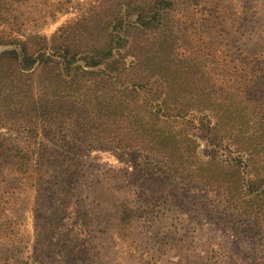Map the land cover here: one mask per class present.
Masks as SVG:
<instances>
[{
    "label": "rangeland",
    "instance_id": "374dc122",
    "mask_svg": "<svg viewBox=\"0 0 264 264\" xmlns=\"http://www.w3.org/2000/svg\"><path fill=\"white\" fill-rule=\"evenodd\" d=\"M105 1L8 0L0 34L50 38L82 17L104 18L111 12L103 8ZM178 1L166 31L170 57L152 62L155 78L166 66L164 80L209 88L220 83L226 68L244 71L255 63L264 69V0ZM157 34L150 36L152 42ZM89 40L84 31L80 44ZM176 55L189 61H182L181 72L169 61ZM18 117L13 130L0 126V143L39 145L41 135L30 133L38 125ZM23 122L28 127L19 128ZM232 136L223 142L214 132L195 135L202 144L194 159L185 158L187 169L163 154L133 158L94 149L83 156V179L65 180L77 187L66 209L59 208L53 188L33 186L17 157L2 151L1 144L0 264H264V146L256 149L248 167L243 158L241 183L249 190L235 195L230 153L235 147L226 146ZM196 173L222 181L207 183ZM125 209L130 211L127 223L120 220Z\"/></svg>",
    "mask_w": 264,
    "mask_h": 264
},
{
    "label": "trees",
    "instance_id": "16d2710c",
    "mask_svg": "<svg viewBox=\"0 0 264 264\" xmlns=\"http://www.w3.org/2000/svg\"><path fill=\"white\" fill-rule=\"evenodd\" d=\"M7 4L8 0H0V18ZM178 4V0H117L111 5L106 0L103 8L111 12L104 18L82 17L61 26L50 38L0 34V126L13 130L20 114L27 123L38 125L30 133L41 135L39 145L9 141L7 146L0 143L1 150L17 157L18 167L29 173L33 186L53 188L60 209L69 207L66 199L77 190L65 180L83 179V156L90 151L107 149L133 158L163 154L187 169L185 158L194 159L202 144L195 135L204 138L210 132L223 142L233 135L226 146L235 147L230 150L235 195L248 193L241 183L245 178L241 166L246 156L248 167L256 149L264 146V121H259L264 118V69L255 63L244 71L239 66L231 72L226 68L220 83L209 88L164 80L166 66L155 78L158 72L152 62L170 57L166 31ZM84 31L90 40L81 45ZM154 32L158 34L152 42ZM186 59L176 55L169 61L181 72ZM6 84L10 88L5 92ZM23 123L19 128L28 127ZM196 176L207 183L212 178L222 181L205 173ZM129 212L123 211L121 222H128Z\"/></svg>",
    "mask_w": 264,
    "mask_h": 264
}]
</instances>
